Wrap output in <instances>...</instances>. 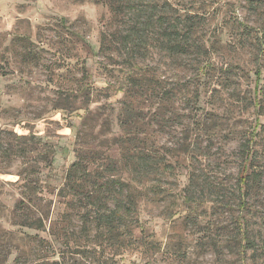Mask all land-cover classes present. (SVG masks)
<instances>
[{"label":"rangeland","instance_id":"1","mask_svg":"<svg viewBox=\"0 0 264 264\" xmlns=\"http://www.w3.org/2000/svg\"><path fill=\"white\" fill-rule=\"evenodd\" d=\"M141 1L0 0V264H264L236 240V153L248 130L260 182L243 215L264 240V0H151L156 8L137 15ZM166 11L194 24L207 71L149 42L137 56L151 69L127 76L116 41L144 27L166 39L156 23ZM133 76L175 96L119 93ZM124 109L136 121L126 128ZM135 149L155 154L161 172L144 182L139 222L111 235L86 194L97 170ZM75 162L79 192L67 188ZM156 177L172 195L152 193ZM191 183L197 202L185 198Z\"/></svg>","mask_w":264,"mask_h":264},{"label":"trees","instance_id":"2","mask_svg":"<svg viewBox=\"0 0 264 264\" xmlns=\"http://www.w3.org/2000/svg\"><path fill=\"white\" fill-rule=\"evenodd\" d=\"M149 10H153L156 7L152 5V1H141L137 3V6L134 8L137 15H140ZM181 21L180 19H178ZM148 26H154V18L151 15L147 16ZM156 23L160 26L164 32L166 33V39L158 37L157 39L149 38L146 32V28L139 29L136 26L138 21L133 25L135 30H130L127 35L122 39L116 41L117 51L121 55L126 56V65H127V76H132L136 74V72L147 71L151 69V66L144 65L146 60V55L141 54L139 57L137 53L140 52L142 44H148L149 42H155L156 44H150L155 50L156 53L160 54L162 52H168L171 58H180L186 61V58L190 57V55H195L194 60V68L198 71V76H201L204 72H206L207 67L203 66L202 60L204 58H208L206 56L207 51L204 47H202L197 41L193 40V34L196 30L194 24L189 26H181L179 25L177 19L170 17L168 12L165 14L159 15ZM145 25V24H143ZM157 26V25H156ZM195 27V29H194ZM159 28V27H158ZM253 30L252 27H249ZM135 36V38H134ZM136 36L140 37L136 41ZM140 42V43H139ZM262 44V43H261ZM263 45V44H262ZM264 47V45H263ZM261 54L264 55V50L261 51ZM262 55V58H263ZM192 64V66H193ZM257 74L260 76L261 68L257 70ZM130 85L128 86L125 81H122L117 91L119 93L131 92L134 96L146 97L147 100L154 101L155 104H158L159 100L165 95L175 96L174 90L169 89L164 93L160 92L157 85L153 86L145 82L143 77L133 76L127 77ZM152 83V82H151ZM258 95H255V101ZM198 104V103H197ZM160 108V106H159ZM157 108L156 111L159 110ZM247 110V109H246ZM123 127H129L134 125L136 121L133 117H130L128 110L124 109L123 111ZM157 113V112H156ZM258 134L255 131H247L240 141L238 146V151L236 153L237 164H238V180L236 183V189L239 196V209L241 212V221H239L238 228V238L237 241L242 243L243 245V256L246 250H251L254 254L258 253L261 250L260 255L258 256L264 263V240L257 241V235L254 233V229L251 227L250 219L244 218V213L251 212V204L254 188L257 185V182H260L259 173L255 170L256 161L258 159L257 152L255 149V145L257 142ZM139 141L138 139L136 142ZM182 153H186L185 150H182ZM147 157L146 154L140 150L135 149L132 153L126 154L122 157V159L115 160L111 162L105 170L99 169L97 170V176L90 181L91 188L88 191L87 195V204L85 208L89 211L94 212V217H92L93 221L97 223V225L102 226L108 233L111 235L119 232L120 230L125 229L128 224L127 221L135 224L139 222V219H135V216H139L140 212V204L142 201V197L145 194L144 191V182L147 180L150 174H154L158 176L161 172L159 168H157L158 158L154 156ZM156 158V159H155ZM152 162L154 166L148 164ZM80 162H75L67 175V188H70L72 191L79 192L82 188L79 182H76L77 175L76 173L80 171ZM164 170L170 171L171 167H167ZM163 171V170H162ZM87 172L86 170L84 171ZM89 174V173H88ZM128 175V177L125 176ZM90 176V174H89ZM84 181H87V177H81ZM157 179V177H156ZM79 184V185H78ZM152 193L155 196H163V195H172V193L161 186L160 181L157 179L152 186ZM185 198L187 202H197L199 201L198 195H196V187L193 183L189 185L188 188L185 189ZM225 197H219V203L228 205L230 201L225 203ZM113 201L114 205L111 207L109 202ZM173 217V215H172ZM264 226V217L262 218ZM22 225L39 229L36 223H23ZM37 226V227H36ZM237 238V237H236ZM261 242V243H260Z\"/></svg>","mask_w":264,"mask_h":264}]
</instances>
